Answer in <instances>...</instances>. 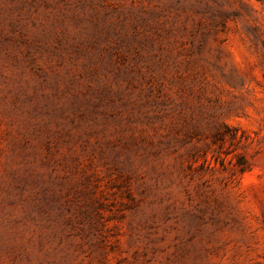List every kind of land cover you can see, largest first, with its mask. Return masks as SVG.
Wrapping results in <instances>:
<instances>
[{
	"label": "rangeland",
	"instance_id": "374dc122",
	"mask_svg": "<svg viewBox=\"0 0 264 264\" xmlns=\"http://www.w3.org/2000/svg\"><path fill=\"white\" fill-rule=\"evenodd\" d=\"M0 264H264V0H0Z\"/></svg>",
	"mask_w": 264,
	"mask_h": 264
}]
</instances>
